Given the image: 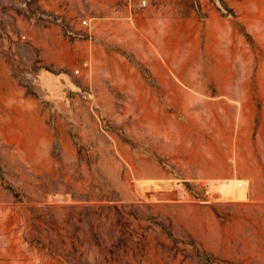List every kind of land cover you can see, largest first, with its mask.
I'll return each instance as SVG.
<instances>
[{
	"label": "rangeland",
	"instance_id": "rangeland-1",
	"mask_svg": "<svg viewBox=\"0 0 264 264\" xmlns=\"http://www.w3.org/2000/svg\"><path fill=\"white\" fill-rule=\"evenodd\" d=\"M0 0V264H264V0Z\"/></svg>",
	"mask_w": 264,
	"mask_h": 264
},
{
	"label": "built area",
	"instance_id": "built-area-1",
	"mask_svg": "<svg viewBox=\"0 0 264 264\" xmlns=\"http://www.w3.org/2000/svg\"><path fill=\"white\" fill-rule=\"evenodd\" d=\"M139 6L142 8H145L147 6V1L146 0H140Z\"/></svg>",
	"mask_w": 264,
	"mask_h": 264
}]
</instances>
